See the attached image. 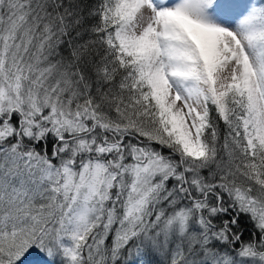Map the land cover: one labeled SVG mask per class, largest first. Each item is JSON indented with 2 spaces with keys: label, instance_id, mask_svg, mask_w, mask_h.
Here are the masks:
<instances>
[{
  "label": "snow or ice",
  "instance_id": "snow-or-ice-1",
  "mask_svg": "<svg viewBox=\"0 0 264 264\" xmlns=\"http://www.w3.org/2000/svg\"><path fill=\"white\" fill-rule=\"evenodd\" d=\"M0 264H264V0H0Z\"/></svg>",
  "mask_w": 264,
  "mask_h": 264
}]
</instances>
